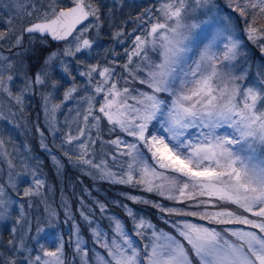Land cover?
Returning <instances> with one entry per match:
<instances>
[{
  "label": "snow or ice",
  "instance_id": "1",
  "mask_svg": "<svg viewBox=\"0 0 264 264\" xmlns=\"http://www.w3.org/2000/svg\"><path fill=\"white\" fill-rule=\"evenodd\" d=\"M226 6L230 12L217 0H154L131 20L134 27L126 30L129 21H124L113 32V46L104 50L107 62L101 64L76 59L91 58L90 32L99 35L96 0H41L39 7L36 0H13L16 15L0 20L5 26L0 43L15 34L13 21L27 16L10 52L22 47L25 34L64 47L51 52L15 94L13 60L0 53V92L22 114L25 94L47 85L42 110L48 130L56 134L53 148L94 179L158 196L126 198L156 209L168 229L114 202L131 221L129 228L106 203L94 199V206L86 205L81 199L76 211L91 237L89 248L65 198L61 207L63 222H71L69 238L62 232L46 238L45 228L60 222V212L44 195L51 186L41 178L40 163L33 165L27 154L19 158L17 171L16 153L0 132V159L8 164V178L0 182V221L12 220L14 208L17 212L7 242L14 255L5 259L0 253L2 264H75L77 258L80 264H264V74L249 81L247 69L235 71L246 42L264 52L259 22L264 0H226ZM117 44L128 47L117 52ZM57 60L71 82L53 103L63 86L61 80L48 82ZM72 60L83 69L78 73L83 82L73 75ZM69 103L61 122L58 113ZM0 119L8 117L0 112ZM105 130L112 138H104ZM40 134L41 148L51 152ZM51 159L59 171L60 159ZM22 177L28 186L21 191ZM35 197H42L47 223L36 217L33 234L26 207ZM97 210L107 227L96 218ZM66 245L72 246L71 262Z\"/></svg>",
  "mask_w": 264,
  "mask_h": 264
},
{
  "label": "trees",
  "instance_id": "2",
  "mask_svg": "<svg viewBox=\"0 0 264 264\" xmlns=\"http://www.w3.org/2000/svg\"><path fill=\"white\" fill-rule=\"evenodd\" d=\"M12 1H6V0H0V20H6L10 16L16 15V13L13 11L11 5ZM41 0H36L37 7L40 6ZM43 3H47V0H43ZM97 3L101 5V13H102V26L100 28V41L96 42L98 45H100V42H105L107 39V36L111 31H109L108 23L105 22L104 14L106 10L104 9L106 7V3H102V1L97 0ZM217 3L219 6L223 7L225 12H230V10L226 6V0H217ZM146 7L143 6L142 10ZM140 10L139 12H141ZM38 15V13L34 14L32 17V20H35V16ZM260 23H264V19L259 21ZM29 23V18L27 16H24L22 19L17 18L13 21L14 27L16 29L15 34L11 37V40H5L4 42L0 43V51H9V46L12 41L15 40V36L19 35L20 29L24 27L26 24ZM5 26L3 24H0V30H3ZM243 25H241V28ZM28 35H25L23 38V45L22 47H19L22 49L20 56L28 66V73L30 77L34 78L37 71H39L44 63L45 58L54 51L57 46H59L60 42H52L49 38H45L46 42H42L40 36H33V41H27ZM249 49L251 53V58L253 60H257L259 64L264 68V55L259 53V50L257 46H255L251 42H246L245 44ZM244 51H248L244 49ZM100 51L96 50V46H93L91 49L92 58L90 60H87L89 63L93 62V59L98 56ZM94 57V58H93ZM78 58H84V56H78ZM76 58V59H78ZM123 58L121 59V63H123ZM58 60L53 63L55 65ZM246 63V60H245ZM55 67H53V71L49 75V81L51 83L52 80H61L62 87H65L66 82L64 81L63 77L58 74L57 71L54 70ZM117 71L119 72L120 69L118 68ZM250 76V74H249ZM249 80V78H248ZM47 85L44 87L36 86L32 89L30 98L28 99V105L25 107V111L23 114L26 116L27 124H29L27 130H26V140L29 142L30 150L29 155L31 156L33 152H37L41 158L39 159L40 163V169L41 173L43 175V178L46 179L47 185L51 186V191H48V188L46 187L44 190V195L47 198V202L49 204H52L54 207L58 209L60 212L59 216V226L61 229L64 230L66 224L63 222L64 215L61 207V191L66 194V197L68 199V202L70 204V207L72 209V212L75 214L76 220L80 222L81 230L85 238L88 240L89 244H91V237L88 233V229L85 226V224L80 221L79 213L76 211L78 207H80V201L81 199L85 198L87 202H91V199L88 198L87 192H85L84 188H94V185H97L99 190L98 192L91 190L95 192V197L101 202H104L108 205L109 211L111 213H114L116 216L120 217L122 220H124L125 224L131 228V221L127 218L125 215V211L123 208L116 206L114 202L119 201L120 204H127L130 207H132L137 215H144L146 218L151 219V221L157 225V227H161L164 229H168V226L164 224V222L160 219L159 213L156 211V209L152 208L150 205L145 204H133L131 200L127 199V195H135V196H145L149 200H158L160 199L158 196L142 192L138 188H133L125 185L120 184H113L106 181H102L99 179H94L91 175L85 174V171L81 168L77 167L73 163H69L68 160H65L64 157L61 158V168L58 171L55 164L51 161L50 157L46 154L45 151H43L40 146L38 145V139L37 135L35 133V127H34V120H40L39 117L41 116V97L42 93L46 92ZM60 88V89H61ZM46 133V132H45ZM8 134H6V137ZM104 138L110 139V137L105 130L104 132ZM42 197H35L33 198L32 207L29 209L26 207V211L28 214L33 218V227L31 229V232H35L36 223L35 218L41 217V223L45 224L47 223L43 219V210L44 205L41 203ZM84 202V201H83ZM165 205H169L171 202L168 201H161ZM84 204H86L84 202ZM87 205V204H86ZM96 218L102 222V224L107 227L108 221L100 217L99 211L96 212ZM8 224V221H0V253H3L4 258L7 259L14 255V253L8 248L7 242L10 239V228L11 225ZM52 228V227H46ZM53 231L52 229H50ZM50 230H45V234L48 233ZM43 233V234H44ZM68 249V251L71 249L70 246L66 245L65 247ZM0 264H2V261H0Z\"/></svg>",
  "mask_w": 264,
  "mask_h": 264
},
{
  "label": "rangeland",
  "instance_id": "3",
  "mask_svg": "<svg viewBox=\"0 0 264 264\" xmlns=\"http://www.w3.org/2000/svg\"><path fill=\"white\" fill-rule=\"evenodd\" d=\"M6 1H9V0H6ZM10 1H12V0H10ZM100 1H102L103 4L106 3L105 4L106 7L104 8L106 10L104 17H105L106 24L108 23L109 31H111V32L107 36L108 40H106L105 42H100V45H98V43H96V42H99L101 39H100V35L97 36V32L95 30L90 32V38L94 39V41H95L94 46H96L97 51H100L98 56L96 57V59L93 57L94 59H93L92 63H96L97 60H99V62L101 64H103V63L107 62L104 59V55H105L104 50L106 48H110L113 46V40H112L113 32L117 31L119 26L124 21H129L125 25L126 30L134 27V25L131 23V20L134 19L140 13L139 11L142 10L143 6L146 5L145 8H147L150 4L154 3V0H115V2H114V0H100ZM96 2H97V0H96ZM110 9L112 11H110ZM101 21H102V13H101ZM100 33L101 32L99 30V34ZM27 41H33V36L28 35ZM130 43L131 42L129 41L128 44H130ZM128 44H125L123 46H120L118 44L115 45L116 51L122 53L124 47H128ZM63 47H64V45H63V43H61L59 46H57V48L54 49V51H56L57 49H62ZM257 48L259 50V53L264 55V52H262L259 47H257ZM244 49H246L248 51H244L242 48V52H244L245 55L240 59L235 71L237 72V74H239V72L241 70L247 69L249 81H252V80H255L257 78L258 73L264 74V68L259 64V62L257 60H253L250 57L251 56V53L249 52L250 49L246 45L244 46ZM21 51H22V49H20V48H15L11 52L10 51H0V53H2L4 56H10L13 60V63H14V81L10 85L13 94H15L19 91L20 87L25 82V78L30 77V75L28 73L29 68L26 65V63L24 62V60L22 59V57L20 56ZM78 56H77V58H78ZM91 56H92V54H91ZM122 58L126 59V57H122ZM79 59H82V58H78V60ZM83 59L90 60L86 56H84ZM108 59H111V57H109ZM245 60H246V63H245ZM53 67H55L54 70L57 71L58 74L60 76H62L64 81L66 82L65 87L59 89V91L55 93V99L53 100V103H58L59 100L62 98L64 89L69 86L71 81H70V78L67 77L61 71L59 62H57L55 65H53L51 67V69L49 70L50 74L53 71ZM70 68L73 72V75H76L77 82H83V78L79 77V75H78L79 71L83 70V69L77 67L75 60H72L70 62ZM249 74H250V76H249ZM49 84H50V82H49ZM31 91L32 90H30L28 93L25 94L24 111H25V107L28 105V99L30 98ZM48 91H50V89L47 86L46 92L44 94H46ZM80 94L82 95L83 93H80ZM42 104H43V100L41 97V116L39 117L40 120L39 121L36 119L34 120V122H35L34 127H35V133H36L37 139H38V145L40 146V143H41V134L40 133H41V131H43L44 142L49 146V148L52 149V151L48 152L44 148H41V146H40V148L46 152V154L50 157V159H51L52 155L57 156L60 159V163H61V158L63 157V155L59 149L53 148V137L56 134H53L48 130V126H47V123L45 120V115H44V112L42 110ZM71 106L72 105L69 103L67 105V107H65L62 110V112L58 113V119L61 122H63V120H64V113H66L68 107H71ZM0 112H3L4 115L6 117H8V119H6V120L0 119V132H2L3 138L6 141L10 140L9 150L14 151L16 153L15 159L17 162V171H21V169L19 168V158L21 156H24L25 154L30 156L29 155L30 145H29V142L26 140V136H27L26 130H27L29 124L26 123L27 122L26 116L23 113L22 114L20 113L19 108L16 105L15 101L11 97H9L7 95V93L0 92ZM12 113H16V114L13 116ZM38 127H39L40 131H38ZM6 134H8L7 137H6ZM57 143H58V140H57ZM96 148H97V150H99L100 145L97 144ZM30 157H33V159L31 160V163L33 165H35L39 161V159L41 158V156H39V154L37 152H33V154ZM64 159L67 160L65 157H64ZM51 161L53 162L52 159H51ZM7 178H8L7 161L0 159V182L6 181ZM41 178H43V175L41 176ZM21 179H22V183L20 185V190L22 191L24 187L28 186V178L22 177ZM85 189H87V193H89L88 198L91 199V202H87L85 200V198H83V201L87 205H93L94 199L98 200L95 197V192L96 191L98 192L99 188L97 185H94V188H92V189L84 188L83 190L85 191ZM91 190H94L95 192H93ZM65 198L67 199L66 194L61 191V196H60L61 205L63 203V199H65ZM17 200H19V197H17ZM67 201H68V199H67ZM62 211H63V209H62ZM16 215H17V212L15 211V208H14L12 211V218L13 219L7 220L8 224H10L11 226H12V223L14 222ZM64 219H65V217H64ZM64 219H63V221H64ZM158 228H161V227H158ZM50 229H52L53 231H51ZM45 230H50V231H48L47 234H45V233L42 234L46 238H52L55 236V234L57 232H62L64 235V239L68 240L69 233L71 230V222L69 221V223L66 224L64 230L61 229L59 225L55 228H47ZM34 233L35 232H33V234ZM88 247L91 248L92 243L91 244L88 243ZM70 248L71 249L69 251H68V249L65 248V254H66V258L71 262L72 261V246H70ZM75 264H80V261L78 258L75 260Z\"/></svg>",
  "mask_w": 264,
  "mask_h": 264
},
{
  "label": "water",
  "instance_id": "4",
  "mask_svg": "<svg viewBox=\"0 0 264 264\" xmlns=\"http://www.w3.org/2000/svg\"><path fill=\"white\" fill-rule=\"evenodd\" d=\"M26 25H27V24H26ZM26 25H25V26H26ZM25 35H28V34H25ZM37 36H39V35L37 34ZM49 39H50V38H49ZM50 40H51V39H50ZM51 41H52V40H51ZM52 42H55V43H56V41H52Z\"/></svg>",
  "mask_w": 264,
  "mask_h": 264
}]
</instances>
